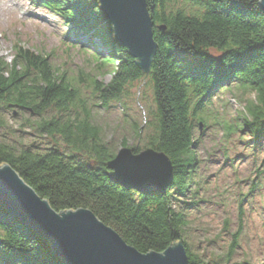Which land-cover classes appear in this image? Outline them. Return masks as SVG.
I'll use <instances>...</instances> for the list:
<instances>
[{"label":"trees","instance_id":"16d2710c","mask_svg":"<svg viewBox=\"0 0 264 264\" xmlns=\"http://www.w3.org/2000/svg\"><path fill=\"white\" fill-rule=\"evenodd\" d=\"M30 1L63 21L68 35L86 37V50L97 68L112 78L106 83L84 71L79 76L61 72L49 57L16 45L12 63L0 59V112L13 107L31 113L36 122L23 127L60 138L66 149L16 151L0 142V168L11 166L59 214L91 211L141 254H162L183 243L190 264H205L184 239L190 222L177 204L190 205L186 201L199 164L197 124L206 123V104L221 87L236 84L254 93L256 101L247 103L243 125L254 135L264 128V13L259 0H146L157 43L146 77L154 108L144 128L133 127L137 139L145 138L143 147L132 151L152 149L171 160L175 180L165 196L129 192L105 175L118 151L95 123L92 104L108 110L143 77L116 42L98 1ZM51 112L53 116H45ZM6 127L1 113L0 130ZM121 147L128 148V143ZM89 163L96 164L94 170ZM231 257L226 264H233ZM0 264L65 263L48 242L0 208Z\"/></svg>","mask_w":264,"mask_h":264},{"label":"rangeland","instance_id":"374dc122","mask_svg":"<svg viewBox=\"0 0 264 264\" xmlns=\"http://www.w3.org/2000/svg\"><path fill=\"white\" fill-rule=\"evenodd\" d=\"M68 31L63 21L30 0H0V59L12 63L20 45L49 57L61 72L79 76L84 71L108 83L112 76L97 68L92 52L86 50L87 38L68 35ZM255 101L254 93L236 84L225 85L207 102L202 131L201 122L197 124L199 164L186 201L190 205L180 203L177 208L185 211L190 222L184 239L205 264H226L231 256L233 264H264V128L254 135L243 125L247 103ZM153 108L148 78L128 88L127 95L108 110L92 104L95 123L117 151L124 141L131 150L143 147L145 137L137 139L133 127L144 128ZM1 113L7 127L0 130V142L13 150L66 149L60 138L40 136L23 127L27 121L36 122L31 113L13 107L2 108ZM235 236L237 246L232 253Z\"/></svg>","mask_w":264,"mask_h":264},{"label":"water","instance_id":"95a60500","mask_svg":"<svg viewBox=\"0 0 264 264\" xmlns=\"http://www.w3.org/2000/svg\"><path fill=\"white\" fill-rule=\"evenodd\" d=\"M97 1L116 42L134 60L141 76L148 77L157 43L147 1ZM258 5L264 13V0ZM159 30L164 32L165 28ZM95 166L89 163L90 170ZM105 175L129 192L165 196L174 183L175 169L164 153L146 149L134 154L129 148H121L108 163ZM0 208L48 242L65 264H190L183 243L162 254H141L89 210L55 212L9 165L0 168Z\"/></svg>","mask_w":264,"mask_h":264}]
</instances>
